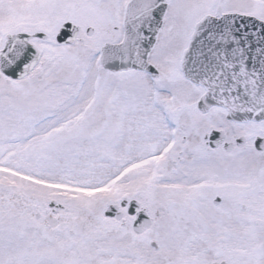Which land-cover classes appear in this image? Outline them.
Segmentation results:
<instances>
[{
  "label": "snow or ice",
  "instance_id": "snow-or-ice-1",
  "mask_svg": "<svg viewBox=\"0 0 264 264\" xmlns=\"http://www.w3.org/2000/svg\"><path fill=\"white\" fill-rule=\"evenodd\" d=\"M0 264H264V0H0Z\"/></svg>",
  "mask_w": 264,
  "mask_h": 264
}]
</instances>
